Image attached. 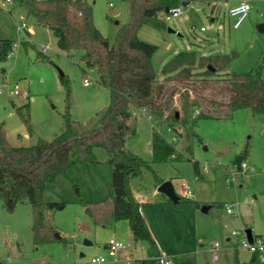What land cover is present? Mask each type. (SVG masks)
Instances as JSON below:
<instances>
[{"label": "rangeland", "instance_id": "rangeland-1", "mask_svg": "<svg viewBox=\"0 0 264 264\" xmlns=\"http://www.w3.org/2000/svg\"><path fill=\"white\" fill-rule=\"evenodd\" d=\"M87 1L92 5L94 25L113 42L118 23L128 19L126 2ZM231 4L232 1L215 5V13L220 11L224 17ZM249 4L248 15L238 28L230 26L231 18H223L220 42L214 36L215 26L210 21L214 6L203 1L181 5L182 13L176 17L161 14L166 22L163 30L141 26L138 37L157 46L151 57L156 78L162 79V66L176 53L194 50L198 44L202 45L197 50L198 55L213 49L210 44L219 46L215 48L222 54L235 55L217 76L206 78L201 69L194 71L191 81L198 92H188L192 102L203 105L201 95L220 97L213 81L221 79L225 73L258 69L264 77V37L256 29L258 24L264 23V0H251ZM10 7L20 8L16 3ZM17 20L18 15H10L6 7L0 8V36L17 44L12 55L0 63V122L12 146H28L38 138L51 140L64 128L62 114L66 92L59 78L61 73L70 84V116L78 122H87L108 104L109 90L100 83L97 71L80 61L81 51L60 50L50 30L37 28L33 43L26 40L34 47L25 46L23 40L27 38L22 29L17 28ZM202 26L205 30H200ZM209 37H213L210 44L206 41ZM41 45L46 49L42 50ZM36 51H41L49 60L38 58ZM203 54L208 55L207 51ZM84 78L90 80L88 85L83 84ZM27 112L28 122H25ZM195 115L192 110L189 122ZM134 116L136 121L131 123L135 133L127 138L125 146L151 166L152 170L142 168L138 176L130 178L143 189L145 200L152 197L154 173L163 180L173 181L175 187L179 183L186 184L195 194V203L186 201L171 208L151 206V214L143 204L160 245L171 256L194 253L197 264H234L235 254L241 264H264V259L249 261V252L237 246L241 237L231 235L233 230L250 228L253 236L264 237V116L241 108L230 118H198L190 127L193 132L188 140L190 159L170 156L159 162L152 161L151 126L168 140L171 132L166 129L167 123H156L146 115ZM185 144V136L177 137L172 144L175 153L184 154ZM245 145L248 150L241 156ZM94 154L96 162H76L44 188L43 199L59 203L57 208L47 212L59 240L35 244L30 203L24 200L7 211L0 200V264H87L93 256L106 255L103 245L110 236L132 243L127 250L133 254L120 259V251L117 261L108 259L103 264H132L143 254L157 253L147 242H144V252H140L142 243L133 241L126 220L104 226L95 223L91 214L86 213L91 202L108 198L111 182L112 166L106 160V152L96 148ZM239 155L247 168L236 166L235 158ZM193 160L198 163L200 177L194 176ZM225 203L233 204L232 214L224 210ZM214 243L219 245L216 259L212 257Z\"/></svg>", "mask_w": 264, "mask_h": 264}, {"label": "trees", "instance_id": "trees-1", "mask_svg": "<svg viewBox=\"0 0 264 264\" xmlns=\"http://www.w3.org/2000/svg\"><path fill=\"white\" fill-rule=\"evenodd\" d=\"M12 1L24 9L25 17L34 25L51 31L60 50L81 51L80 61L95 69L100 83L108 88L109 102L87 122L72 119L69 113L70 84L68 78L61 73L59 78L66 97L65 111L62 114L64 128L60 133L51 140L38 138L28 146H12L7 140L3 123L0 122L2 206L7 211H12L18 203L27 200L31 205L33 242L42 244L59 240V235H54L56 230L47 214L49 210L57 208L59 203L45 201L44 188L58 175L65 174L72 164L96 162L94 149H102L106 152L107 162L112 166L109 196L90 203L91 216L95 223L104 226L126 220L134 242L153 244L154 240L140 212V205L130 189L131 177L138 176L142 168L152 170L146 160L125 146L127 138L135 133L131 123L133 109H144L156 123L165 116V122L176 137L183 135L186 138L184 154L175 153L174 146L152 128V161H163L171 155L175 159H190L188 140L193 134L190 127L196 119L230 118L235 110L241 108H248L251 113L264 116V77L258 69L225 73L221 79L213 81L220 97L201 95L203 105L197 101L192 102L188 92H198L191 81L194 71L201 69V74L206 78L217 76L235 53L198 55L195 50L179 51L165 62L161 68L162 79H157L151 63L157 46L140 39L137 31L144 25L157 30L165 29L166 22L161 14H167L183 2L214 3L224 0H124L128 7V19L122 24L118 23L111 43L94 25L92 5L87 0ZM14 43L9 38L0 37V63L7 60ZM23 43L34 47L26 40ZM36 56L49 60L41 51H36ZM192 110L197 115L192 116L189 122ZM24 121L28 122V112ZM247 150L248 146L245 145L240 155L246 154ZM240 155L235 158L238 168L242 162ZM192 166L194 176L198 177L200 171L196 160L192 161ZM154 178L156 185L164 181L156 173ZM186 201L193 200L181 195L177 203L167 199L175 207ZM258 257L259 254L255 252L250 261H256ZM168 258L171 260L169 264H197L194 253ZM132 264L162 263L159 258H137ZM234 264H241L237 257H234Z\"/></svg>", "mask_w": 264, "mask_h": 264}, {"label": "crops", "instance_id": "crops-1", "mask_svg": "<svg viewBox=\"0 0 264 264\" xmlns=\"http://www.w3.org/2000/svg\"><path fill=\"white\" fill-rule=\"evenodd\" d=\"M230 1H232L233 2V4H235V3H237V2H239L240 0H224V1H217V2H214V3H208V4H213V6L214 7H212L211 8V15H210V21L212 22V24H213V26H215V28L213 29V31H214V36H216L217 38V41L218 42H220V30H219V28H220V25L222 24V22H223V20L225 19V17L227 16L228 18H230L229 16H228V14H227V11L225 12V14H224V17H223V15L221 16L220 14H221V12L220 11H218L217 13L218 14H216L215 13V5H218V4H225V3H228L229 4V2ZM251 1V0H250ZM249 1V2H250ZM233 4H231V5H233ZM231 5H229L228 7H230ZM7 9H8V12H9V14L10 15H13V14H16V15H18V26H17V28H21L22 29V31L25 33V35H26V38L27 39H25V40H30L32 43H33V41H32V37L34 36V33H35V30L37 29V28H43V29H45V30H49L48 28H46V27H41V26H36V25H34L33 24V22L30 20V19H27L26 17H25V11H24V9L22 8V7H20V8H18V7H10V5L9 6H7L6 7ZM248 15V14H247ZM247 17V16H246ZM245 17V18H246ZM224 18V19H223ZM22 23H24L25 24V27H21V24ZM230 26H231V24H230ZM203 27V26H202ZM204 30H205V28H204ZM263 33V32H262ZM0 37H2V38H7V37H5V36H0ZM211 39H213V37H209L206 41L210 44V43H212V40ZM15 42V41H14ZM15 44H16V42H15ZM17 45V44H16ZM211 45V47L213 48V49H209V50H205L203 53H205L206 51H207V53H208V55L209 54H211V53H219V54H222V52H218L217 51V48H215V47H219V46H217V45H215V44H210ZM202 45L201 44H198V45H196L195 47H194V50H196V52H197V50H199V49H201V48H199V47H201ZM16 47V46H15ZM203 53H200V55H205V54H203ZM207 55V54H206ZM136 114H138V115H146L147 117L148 116H150V117H148V118H150V119H152L153 117L151 116V115H149V114H147L146 112H145V110L144 109H142V108H138V109H133V111H132V118H131V121L133 120V121H136V119H135V117L136 116H134V115H136ZM134 116V117H133ZM162 119H164V117H161V119H159V121H165V119L164 120H162ZM153 120H155L154 118H153ZM158 121V122H159ZM155 122H156V120H155ZM157 122V123H158ZM152 128H154V126H151V135H152ZM126 143V142H125ZM149 143H151V137H150V142ZM149 147H150V144H149ZM130 150V149H129ZM131 151V150H130ZM200 171V170H199ZM198 177H200V175L198 176ZM196 178V177H195ZM175 180H178V179H175ZM179 183V182H178ZM177 183V184H178ZM172 185H173V187H174V190H175V192L180 196H182L183 195V193H184V190H185V187H188V186H186V184H182V183H179V185L177 186V187H175V185H174V182L172 181ZM157 185L156 184H154L153 185V187H152V192H151V194H152V197L149 199V200H145L146 199V196H145V194H144V192L142 191L143 189L142 188H140V186L137 184H134L133 183V181H131L130 180V189H131V192H132V195L134 196V198L136 199V201L139 203V205H140V212H141V214H142V216H143V218H144V220H145V222H146V225L147 226H149L148 227V229H149V231H150V233H151V235H152V237H153V240H154V243L153 244H150V245H153V247H155L156 248V254L155 255H152V256H145L144 254L143 255H141V256H139V257H137V258H159L160 256H162V255H164V256H166V257H172L170 254H168V252L164 249V247L163 246H161L160 245V243H159V241H158V239H157V235H156V233H155V231H154V229L152 228V225H151V221L149 220V216H147V214H146V212H145V209H144V206L146 205L147 206V208H149V209H147V212H149L150 213V211H151V206H159V208H171L172 207V204L171 203H169V202H167V197H166V195H164L163 193H161V192H158L157 191ZM192 194H193V196L190 198V197H185V196H183V197H185V198H189V199H191V200H193V201H195V199H194V197H195V194L192 192ZM197 202V201H196ZM143 204H145V205H143ZM145 206V207H146ZM149 206V207H148ZM197 207H198V205H197ZM151 214V213H150ZM151 217V216H150ZM121 220H119V221H116V223L117 224H120L119 222H120ZM128 223V222H127ZM115 226V225H114ZM117 226V225H116ZM110 237H114V236H110ZM109 237V238H110ZM116 238V237H115ZM118 239V238H117ZM121 240V239H120ZM130 243V242H129ZM140 243H142L141 245H140V252H144V250H145V244L146 243H144V242H140ZM144 243V244H143ZM132 244V243H131ZM105 246H106V243H104V245H103V248L105 249ZM218 246L219 245H217V247L216 248H213V244H212V249H213V255H212V257H213V259H216L217 258V249H218ZM185 253H187V252H185ZM190 253V252H189ZM133 254V252L131 251V250H122L121 252H120V255H119V257H120V259H122V258H125L126 256H130V255H132ZM249 254H250V258L249 259H251V257H252V254L253 253H250L249 252ZM235 257H237V259H238V261L239 262H241L240 261V258H238V255L237 254H235ZM260 257V256H259ZM258 257V259H261V258H259ZM137 258H135V259H137ZM126 260H127V258H126ZM261 260H263V259H261ZM196 261H197V259H196ZM250 261V260H249Z\"/></svg>", "mask_w": 264, "mask_h": 264}, {"label": "built area", "instance_id": "built-area-1", "mask_svg": "<svg viewBox=\"0 0 264 264\" xmlns=\"http://www.w3.org/2000/svg\"><path fill=\"white\" fill-rule=\"evenodd\" d=\"M249 1L250 0H240L239 2L231 5L228 8L227 14L232 19V22H231L232 28H234V29L238 28L240 23L242 22V20L247 16L248 11L250 9ZM191 2H189L188 4H190ZM11 4H13L12 0H0V8H5ZM180 8H181V5L172 8L167 14H165V16L167 18L179 16V14L182 13ZM21 27H25V24L22 23ZM200 30H204V27H200ZM15 46H16V44L14 43L12 50L8 54V57L12 55L13 48ZM41 48H42V50H45L46 46L41 45ZM89 83H90V80L88 78H84L83 84L88 85ZM148 117H150V116H148ZM163 117H165V116H163ZM166 129L168 132H171V137L166 141L168 143L173 144V142H175L177 140V137H176L175 133L173 132V130L170 126L167 125ZM171 157H173V155H171ZM239 168L240 169L247 168L246 163L244 161H242L239 164ZM182 196L190 197V198L193 196L192 191L190 190L189 187H185V190H184V193ZM224 210L227 213L232 214L234 212L233 211V204L232 203H225L224 204ZM231 235L241 237L240 243L237 244L238 247L245 248L250 253L257 252L259 254L260 258L264 259V237L252 235L251 240H249L247 237V234L245 232V229L233 230L231 232ZM217 245H218L217 243H214L213 248H216ZM131 246H132V244L129 242H125V241L117 239L115 237H110L108 239V241L106 242V246H105L106 255L105 254H99L97 256H93L89 259L87 264H103L108 259H110L112 261H117L118 260V253L122 250H126L127 248H129ZM159 262L162 264H169L171 262V260L168 257L162 255L159 257Z\"/></svg>", "mask_w": 264, "mask_h": 264}, {"label": "water", "instance_id": "water-1", "mask_svg": "<svg viewBox=\"0 0 264 264\" xmlns=\"http://www.w3.org/2000/svg\"><path fill=\"white\" fill-rule=\"evenodd\" d=\"M187 2H183L181 5H187ZM256 29L258 32L262 33L264 32V23H260L256 26ZM157 191L163 193L166 195V197L172 202V203H177L179 200V195L175 192L174 187L171 183L170 180H164L161 182L159 185H157ZM86 213L90 215L89 208L86 209ZM245 232L247 234V237L249 240L252 238V232L250 228H246ZM55 236H58V233L54 234ZM88 242V241H85ZM89 243V242H88Z\"/></svg>", "mask_w": 264, "mask_h": 264}]
</instances>
